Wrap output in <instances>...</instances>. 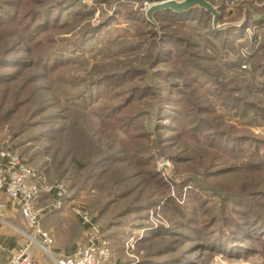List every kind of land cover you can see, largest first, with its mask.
<instances>
[{
	"label": "rangeland",
	"instance_id": "374dc122",
	"mask_svg": "<svg viewBox=\"0 0 264 264\" xmlns=\"http://www.w3.org/2000/svg\"><path fill=\"white\" fill-rule=\"evenodd\" d=\"M158 1L0 0V149L67 187V236L84 207L109 264H264V7L229 35L150 23Z\"/></svg>",
	"mask_w": 264,
	"mask_h": 264
},
{
	"label": "built area",
	"instance_id": "2783aa9c",
	"mask_svg": "<svg viewBox=\"0 0 264 264\" xmlns=\"http://www.w3.org/2000/svg\"><path fill=\"white\" fill-rule=\"evenodd\" d=\"M182 1V0H174ZM215 6H222L224 12L243 9L245 6L264 7V0H208ZM44 195L52 196L51 211H62L63 200L68 195L67 187L61 183H47L43 174L28 166L16 153L0 149V208L6 205L3 199L21 216L27 232L24 234L26 243L15 249L5 264H33L30 252L32 245L36 246L52 264H109L115 255L108 243L96 235L92 218L84 207L73 209L81 225L84 227L86 242L75 247L70 256H58L52 251L54 240L43 230L40 214L36 203ZM93 232V233H92ZM92 233V234H91Z\"/></svg>",
	"mask_w": 264,
	"mask_h": 264
},
{
	"label": "crops",
	"instance_id": "0c3cea01",
	"mask_svg": "<svg viewBox=\"0 0 264 264\" xmlns=\"http://www.w3.org/2000/svg\"><path fill=\"white\" fill-rule=\"evenodd\" d=\"M6 208H8V212L6 214L8 221L0 223V264H5L9 259L10 254L17 248L23 246L26 243L25 233L21 232L18 227L15 226V223L18 225L24 226V222L19 215L13 210L10 203L6 200ZM49 210L48 212H50ZM66 211L52 212L47 214L49 215L47 219L44 220L41 225L43 230L49 233L53 240L54 245L52 247V251L58 256H70L75 247L78 245L77 242L79 239H82L84 236V232L81 235L77 234L75 237L70 238L67 236L69 234V228L65 226V216ZM12 217V218H11ZM62 224V226H61ZM55 225H60L58 229L54 228ZM56 230L58 232H56ZM30 252L33 257V264H52L50 260L42 254L39 249L32 245L30 247ZM48 260H45L44 257Z\"/></svg>",
	"mask_w": 264,
	"mask_h": 264
},
{
	"label": "water",
	"instance_id": "95a60500",
	"mask_svg": "<svg viewBox=\"0 0 264 264\" xmlns=\"http://www.w3.org/2000/svg\"><path fill=\"white\" fill-rule=\"evenodd\" d=\"M192 10H202L211 16V28L214 31H226L227 29H232L237 25L221 24L222 19V8L213 5L208 0H160L154 2L146 11V20L153 23V16L157 13L169 11L174 14L187 13ZM243 10H249V6H245ZM257 21H264V15L259 17Z\"/></svg>",
	"mask_w": 264,
	"mask_h": 264
},
{
	"label": "trees",
	"instance_id": "16d2710c",
	"mask_svg": "<svg viewBox=\"0 0 264 264\" xmlns=\"http://www.w3.org/2000/svg\"><path fill=\"white\" fill-rule=\"evenodd\" d=\"M219 7V6H218ZM220 8H222V6H220ZM241 10V9H240ZM223 11H224V9L222 8V15H223ZM165 13H168V14H171L172 16H174V17H184V16H186V17H188L189 15H191L192 13H194V12H197L196 10H192V11H190V12H187V13H182V14H174V13H172V12H169V11H164ZM163 12V13H164ZM199 13V12H198ZM158 14V13H157ZM259 22V21H258ZM228 32H229V35H230V31H233L232 29L231 30H227ZM226 31V32H227ZM234 36V38L235 39H238L239 38V35H237V34H235V35H233Z\"/></svg>",
	"mask_w": 264,
	"mask_h": 264
}]
</instances>
